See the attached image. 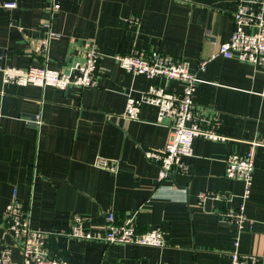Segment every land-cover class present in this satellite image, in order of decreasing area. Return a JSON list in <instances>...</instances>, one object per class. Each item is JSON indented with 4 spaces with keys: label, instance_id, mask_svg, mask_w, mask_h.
Returning <instances> with one entry per match:
<instances>
[{
    "label": "crops",
    "instance_id": "0c3cea01",
    "mask_svg": "<svg viewBox=\"0 0 264 264\" xmlns=\"http://www.w3.org/2000/svg\"><path fill=\"white\" fill-rule=\"evenodd\" d=\"M3 1L16 7L1 8ZM0 0V246L21 264L19 245L3 221L15 198L30 212L32 228L65 231L72 217L93 238L51 239V252L67 264H228L234 226L224 212L243 205L251 225L237 236L238 251L264 264V70L217 55L233 29L240 0ZM130 18L135 23H130ZM49 27V28H48ZM52 36L46 54L38 41ZM100 53L96 86L61 91L5 84L4 67L47 66L68 71L91 48ZM134 50L162 54L197 71L194 103L203 120L215 117L224 141L194 139L186 171L159 180L143 156L171 136L156 122V108L142 104L137 120L124 119L127 97L156 84L181 90L174 80L146 78L122 69L115 55ZM252 147L249 193L224 176L228 154ZM119 161L116 171L98 168L96 157ZM200 192L219 198L200 202ZM132 216L139 232L162 227L165 245L105 244V217Z\"/></svg>",
    "mask_w": 264,
    "mask_h": 264
},
{
    "label": "built area",
    "instance_id": "2783aa9c",
    "mask_svg": "<svg viewBox=\"0 0 264 264\" xmlns=\"http://www.w3.org/2000/svg\"><path fill=\"white\" fill-rule=\"evenodd\" d=\"M14 1H3L1 8L14 9ZM59 1L51 0L50 14L57 12ZM233 29L227 41L219 44L217 55L226 59L236 58L264 70V0H240L232 15ZM130 23H135L130 18ZM49 28V27H48ZM48 34L38 41L37 50L46 54L50 38ZM100 53L97 48L88 49L81 60L74 61L68 71L56 70L47 66H29L25 69L4 67L1 70L2 81L19 87L33 85L52 87L61 91L69 87L79 89L96 86ZM114 60L122 69L139 75L147 80L162 78L178 81L181 90H168L165 86L149 84L138 97H127L123 117L126 120H137L142 104H150L156 108V122L166 125L171 136L165 146L159 150L143 151L144 158L158 167L159 180L170 178L174 173H184V159L192 153L195 138L201 137L210 141H224L225 137L218 133V122L215 117L203 120L197 113L194 103V92L198 81L197 74L205 70L208 60L199 63L197 71H191L188 63L181 59L162 54L157 50L149 52L134 50L128 54L114 56ZM119 161H110L96 157L94 165L109 171H116ZM254 170V151L250 147L244 154H228L224 159V176L238 180L244 184L242 197L246 199L251 186ZM208 198H219L214 192H200L198 199L203 202ZM223 216L234 226L236 239L229 252L228 264H261L259 257L238 251L237 236L251 225L252 220L245 214L243 205L237 209L224 212ZM132 216L118 219L114 212L105 217L104 234L101 241L105 244H127L149 247L165 245L162 227L139 232ZM5 227L13 241L19 245L21 264H67L54 255L50 248L51 239L73 237L91 239V234L82 228L81 217L74 215L72 224L65 231L47 232L37 230L30 225L29 210L15 198V191L3 213ZM11 248L0 246V264H14L11 259Z\"/></svg>",
    "mask_w": 264,
    "mask_h": 264
},
{
    "label": "water",
    "instance_id": "95a60500",
    "mask_svg": "<svg viewBox=\"0 0 264 264\" xmlns=\"http://www.w3.org/2000/svg\"><path fill=\"white\" fill-rule=\"evenodd\" d=\"M1 53V52H0Z\"/></svg>",
    "mask_w": 264,
    "mask_h": 264
}]
</instances>
